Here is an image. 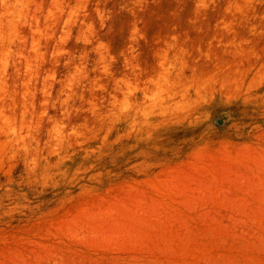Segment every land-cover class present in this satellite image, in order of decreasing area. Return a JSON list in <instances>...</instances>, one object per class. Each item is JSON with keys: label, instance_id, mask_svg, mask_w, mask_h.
<instances>
[{"label": "rangeland", "instance_id": "374dc122", "mask_svg": "<svg viewBox=\"0 0 264 264\" xmlns=\"http://www.w3.org/2000/svg\"><path fill=\"white\" fill-rule=\"evenodd\" d=\"M0 264H264V0H0Z\"/></svg>", "mask_w": 264, "mask_h": 264}, {"label": "trees", "instance_id": "16d2710c", "mask_svg": "<svg viewBox=\"0 0 264 264\" xmlns=\"http://www.w3.org/2000/svg\"><path fill=\"white\" fill-rule=\"evenodd\" d=\"M240 103V101L235 102V104L230 106L227 110L240 115V110L244 109V106L240 105ZM198 133L199 128L171 126L161 129L157 133L155 141L163 149L177 145L181 146L180 155L177 157V159H179L191 150L192 145H194L198 139ZM134 143L135 141L132 140H123L121 143L112 144L111 146L104 148L102 150V155L100 156L98 153H95L91 154L89 157H85V152L80 151L73 157L72 161H67L66 165L70 171L74 170L80 164L85 167L93 164L95 171L101 170L104 173H106L107 170H111V172L116 173V175H104V186H107L110 182L121 180L124 177L134 176L133 168L131 166L137 161L135 154L137 153L138 148L129 150V146ZM94 144L96 143H91L90 147H94ZM154 153L172 157L170 151L167 153L154 151ZM172 158L176 159V157ZM42 198L51 199L54 198V196L53 194L48 193Z\"/></svg>", "mask_w": 264, "mask_h": 264}, {"label": "water", "instance_id": "95a60500", "mask_svg": "<svg viewBox=\"0 0 264 264\" xmlns=\"http://www.w3.org/2000/svg\"><path fill=\"white\" fill-rule=\"evenodd\" d=\"M228 117H229V114L228 113H224L222 115V118L217 119V123L218 124H222L224 122V120L228 119Z\"/></svg>", "mask_w": 264, "mask_h": 264}]
</instances>
